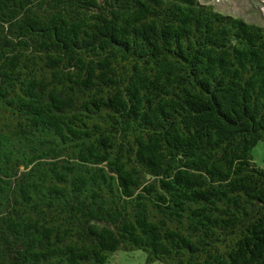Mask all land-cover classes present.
<instances>
[{"label":"trees","instance_id":"obj_1","mask_svg":"<svg viewBox=\"0 0 264 264\" xmlns=\"http://www.w3.org/2000/svg\"><path fill=\"white\" fill-rule=\"evenodd\" d=\"M264 27L198 0H0V264H264Z\"/></svg>","mask_w":264,"mask_h":264},{"label":"rangeland","instance_id":"obj_2","mask_svg":"<svg viewBox=\"0 0 264 264\" xmlns=\"http://www.w3.org/2000/svg\"><path fill=\"white\" fill-rule=\"evenodd\" d=\"M210 5L215 11L242 19L246 23L264 27V0H198ZM255 165L264 169V143L259 142L252 150ZM107 264H146L145 254L141 251L113 254ZM157 264V263H153Z\"/></svg>","mask_w":264,"mask_h":264}]
</instances>
